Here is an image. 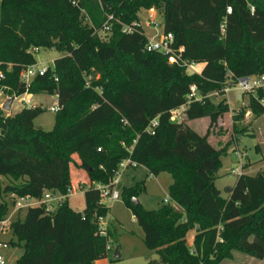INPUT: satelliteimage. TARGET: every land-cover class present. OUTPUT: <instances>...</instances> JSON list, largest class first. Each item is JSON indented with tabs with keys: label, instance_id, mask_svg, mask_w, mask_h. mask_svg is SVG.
<instances>
[{
	"label": "trees",
	"instance_id": "obj_1",
	"mask_svg": "<svg viewBox=\"0 0 264 264\" xmlns=\"http://www.w3.org/2000/svg\"><path fill=\"white\" fill-rule=\"evenodd\" d=\"M150 8L164 15L163 32L173 34L176 52L204 64L200 72L188 73L187 66L145 50L148 38L134 24L141 10ZM109 15L110 31L102 38ZM125 25L134 30L124 32ZM40 48L62 55L28 85L21 73L37 64ZM0 73V93L53 95L59 105L50 131L34 124L45 112L40 106L14 115L0 107V175L9 178L6 184L0 180V194L66 196L52 212L45 205L30 207L24 219L11 223L24 249L15 264H94L110 258L114 234L102 235L99 227L109 207L93 184L109 183L129 156L149 175L173 177V204L146 210L133 202L137 190L126 196L145 246L158 255L148 257L149 264H220L234 250L264 259V172L239 175L223 197L216 179L228 149L215 147L208 133L184 120L171 121L191 85L206 97L223 89L228 74L237 79L264 73V0H2ZM87 75L93 78L90 86ZM246 108L264 115L254 98ZM246 108L236 116L243 118ZM228 111L226 99L206 98L191 102L185 119L209 117L214 124ZM155 118L159 124L152 134L147 128ZM74 167L88 180L73 184ZM80 187L85 188L82 212L68 203L69 191ZM8 213L1 200L0 219ZM195 228L190 246L187 236Z\"/></svg>",
	"mask_w": 264,
	"mask_h": 264
},
{
	"label": "rangeland",
	"instance_id": "obj_2",
	"mask_svg": "<svg viewBox=\"0 0 264 264\" xmlns=\"http://www.w3.org/2000/svg\"><path fill=\"white\" fill-rule=\"evenodd\" d=\"M2 0H0V7ZM153 11V22L149 21V15ZM140 22L149 37L156 34L163 33L164 15L155 8L143 9L139 14ZM157 25V26H156ZM102 38H107L105 33H101ZM62 53L54 48H40L35 52L37 64L49 66L53 68L54 61L60 58ZM201 65L197 64L195 67L188 68V73H193L199 69ZM32 95H35L32 100ZM241 94L233 90L227 96L229 102V111L222 115L216 123L212 124L209 117L202 119L191 120L189 124L200 134H209V140L215 147H222L228 149V154L223 158L222 165L218 171L216 186L221 191L223 197L228 196V188L234 186L238 176L241 174L255 175L261 170L264 172V115L251 114L248 118H239L238 109L242 108V99L239 98ZM14 95L9 92L0 93V107ZM32 104L42 102L41 105L45 112L39 115L34 124L36 127H41L44 130L50 131L54 128L56 113L51 111V108L57 104V100L53 95L48 94H30ZM212 102L218 103L224 100L221 98H212ZM245 105H249L250 98L244 97ZM244 106V107H246ZM24 107L18 100H14L10 112H5L6 115H14L21 111ZM234 111H231L233 110ZM3 110V109H2ZM246 111L249 109L246 108ZM236 113V114H235ZM187 123L185 116L181 121ZM224 133V134H223ZM242 153V159L236 155L235 148ZM73 172H79L78 178L83 177L81 181H87V173L84 170H77L73 168ZM235 171H238L235 173ZM239 173V174H238ZM132 178V179H131ZM0 180L6 184L9 178L0 175ZM173 182V177L170 173H160L157 176L149 175L147 169L143 166L129 167L122 179L120 186L121 197L116 201L106 199L105 204L109 207L107 220L109 222L108 230L114 234V238L110 241L112 250L110 258L99 264H149L148 257L157 259L156 252L149 250L144 244V232L139 224L136 222L135 216L131 209L126 204V196L130 191L137 190L136 199L139 204L146 210L159 209L165 200H169V189ZM125 192V193H124ZM85 189L77 188L76 192L68 196L69 206L78 212H82L85 208ZM5 200L8 204L9 213L5 218H9L14 211V202L11 197H6L0 194V201ZM173 204L169 200V204ZM52 207H57L52 203ZM175 205V204H174ZM27 208L20 210V218L24 219L27 214ZM9 220L11 224L15 218ZM196 234V228L188 233V244L192 246V239ZM0 242H5L8 247H0V254L4 259L5 264H15L24 254L23 244H20L17 237L14 236L11 228L2 232ZM119 248L120 258L114 259V252ZM246 253L239 251H232L231 258H224L220 264H246ZM256 258L253 259L254 264H257Z\"/></svg>",
	"mask_w": 264,
	"mask_h": 264
},
{
	"label": "built area",
	"instance_id": "obj_3",
	"mask_svg": "<svg viewBox=\"0 0 264 264\" xmlns=\"http://www.w3.org/2000/svg\"><path fill=\"white\" fill-rule=\"evenodd\" d=\"M149 15V21H152V18L154 17L153 11ZM228 13H231V8H228ZM113 20V16H108V21L105 23L102 33H108L110 31V25L109 21ZM137 27H142L140 22H137L134 24ZM157 26V25H156ZM143 28V27H142ZM134 30V27L131 25H125L123 27V31L130 33ZM148 41L145 46V50L147 52H159L167 56L169 64H178V65H185L187 66V70L190 67H195L196 63H190L187 60L183 59L181 55L176 52L174 49V36L172 33H162V34H156L153 37H147ZM37 52L38 50L35 49ZM50 67L46 66L45 64L39 65V64H33L27 66L21 73V81L30 84L33 79L37 76H43L46 74ZM227 79L225 81L224 87L220 91H214L210 94H208L206 97L201 95L199 92L198 87L193 84L190 86V92L187 96V102L182 105L181 107L172 110L171 111V121L172 122H181L182 117L185 116V112L187 108L189 107L190 103L193 101L197 102H203L206 98L212 99V98H221L224 97V99L227 98L226 96L233 90L238 91L241 95L247 96L249 98H254L263 108H264V95L260 96V92H264V73L252 77H241L237 79H232L230 74L227 75ZM4 76L2 73H0V80L3 79ZM92 76L87 75L86 77V84L87 86H90V83L92 81ZM15 96V100H18L19 103L23 104L26 108H34V105L32 104V100L28 93H25L23 95ZM219 102V100H218ZM59 110V105L56 104L51 108V111H54L55 113ZM247 115H250V112L247 113ZM125 125L128 124L127 120H122ZM158 118L153 119L150 124L148 125L147 131L154 134L155 129L158 126ZM136 141H134L135 143ZM133 147V146H132ZM132 147L129 148L130 154L132 153ZM236 155L242 159V153L238 150L237 146L235 148ZM138 167V163L134 161L130 156L124 160H122L118 166V169L114 175V177L109 181V183L103 184V183H94L93 187L97 189L100 192L101 195V203L105 204L106 199L111 201H116L121 197V190L120 186L122 183L123 175L125 171L129 167ZM238 171H235L237 173ZM239 174V173H238ZM242 175V174H241ZM81 189H85L84 187H80ZM73 190H70L68 193V196L70 194H73ZM12 199L14 200V212L11 213L9 218L0 219V232L7 231L10 228L9 220L12 218L13 214L20 211L23 208H30V207H36V206H42L45 205L47 212H52L56 208L52 207V203L56 204L57 206L66 199L65 195H62L60 193H55L52 191H47L43 198L41 199H33L29 196L25 197H17L15 194L11 195ZM170 200V198H169ZM169 200H165V203H169ZM106 205V204H105ZM107 206V205H106ZM108 216L100 217L99 218V227L101 230L102 235L107 234L108 225L109 222L107 220ZM0 247H8V244L5 242H0ZM112 246L109 245L107 247V250H112ZM0 264H5L4 259L0 254Z\"/></svg>",
	"mask_w": 264,
	"mask_h": 264
},
{
	"label": "crops",
	"instance_id": "obj_4",
	"mask_svg": "<svg viewBox=\"0 0 264 264\" xmlns=\"http://www.w3.org/2000/svg\"><path fill=\"white\" fill-rule=\"evenodd\" d=\"M141 13V12H140ZM139 22H140V19H139ZM140 24H141V22H140ZM142 25V24H141ZM143 27V26H142ZM144 32H145V30H144ZM145 35L147 36V37H149L146 33H145ZM199 65H201L200 66V68L199 69H196V71L195 72H200L202 69H203V67H204V64H199ZM194 73V72H193ZM240 94V93H239ZM34 97H35V95H32V100L34 99ZM55 98H56V100H57V103H58V99H57V96H54ZM244 97L245 96H243V95H240L239 96V98L240 99H242V108H240V109H238L237 111L240 113L241 112V110L243 109V108H246L247 106L245 105V103L246 102H244ZM247 97V96H246ZM41 103L42 102H36L35 103V105H34V107H37V106H40V107H42L43 105H41ZM226 103L229 105V102H228V100L226 101ZM43 104V103H42ZM244 106H246V107H244ZM231 111H234V109L233 110H231ZM250 111H246V113H245V117H249L252 113L250 112V115H247V113H249ZM236 114V113H235ZM189 121H191V120H188L187 121V124L193 129V127L189 124ZM195 130V129H194ZM196 131V130H195ZM198 132V131H197ZM199 133V132H198ZM224 134V133H223ZM202 135H204V134H202ZM217 148H222V147H217ZM259 172H261V170L259 171ZM259 172H257V173H259ZM256 173V174H257ZM79 172H76V173H74V172H72V182H73V184L79 179L78 178V176H79ZM255 174V175H256ZM247 175H250V174H247ZM255 175H251V176H255ZM81 179V178H80ZM132 179V178H131ZM9 182V181H8ZM228 189H230V188H228ZM227 192H228V190H227ZM14 212V211H13ZM12 212V213H13ZM16 215H18L17 216V218H20V211H18V212H16V213H14L13 214V216H12V218H14ZM17 218H15V219H17ZM1 235H2V233L0 232V238H1ZM192 244H193V239H192ZM191 244V245H192ZM246 257H247V260H246V264H254V262H253V259L254 258H256V257H253V256H251V255H249V254H246ZM106 259H108V258H106ZM106 259H102V260H98V261H96L94 264H99V263H101V262H103V261H105ZM257 259V258H256ZM255 262H257V264H264V259H257V261H255Z\"/></svg>",
	"mask_w": 264,
	"mask_h": 264
},
{
	"label": "water",
	"instance_id": "obj_5",
	"mask_svg": "<svg viewBox=\"0 0 264 264\" xmlns=\"http://www.w3.org/2000/svg\"><path fill=\"white\" fill-rule=\"evenodd\" d=\"M15 100V96H11L7 101L6 103L2 106V109L6 112H10L11 110V107H12V104ZM229 191V189H228ZM133 202L134 204H139V202L136 200V199H133ZM120 258V251H119V248H117L114 252V259H119Z\"/></svg>",
	"mask_w": 264,
	"mask_h": 264
}]
</instances>
